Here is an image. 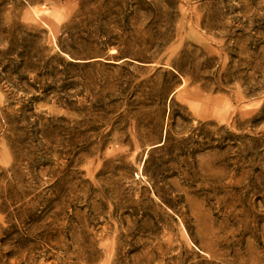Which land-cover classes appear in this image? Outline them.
<instances>
[{
	"label": "rangeland",
	"instance_id": "1",
	"mask_svg": "<svg viewBox=\"0 0 264 264\" xmlns=\"http://www.w3.org/2000/svg\"><path fill=\"white\" fill-rule=\"evenodd\" d=\"M0 264H264V0H0Z\"/></svg>",
	"mask_w": 264,
	"mask_h": 264
}]
</instances>
